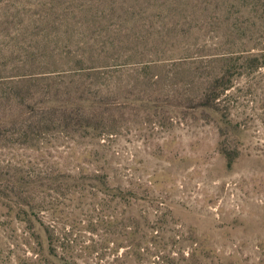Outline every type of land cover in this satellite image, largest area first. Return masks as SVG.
Masks as SVG:
<instances>
[{
    "label": "rangeland",
    "instance_id": "rangeland-1",
    "mask_svg": "<svg viewBox=\"0 0 264 264\" xmlns=\"http://www.w3.org/2000/svg\"><path fill=\"white\" fill-rule=\"evenodd\" d=\"M54 2L0 0V264H264V7Z\"/></svg>",
    "mask_w": 264,
    "mask_h": 264
},
{
    "label": "trees",
    "instance_id": "trees-1",
    "mask_svg": "<svg viewBox=\"0 0 264 264\" xmlns=\"http://www.w3.org/2000/svg\"><path fill=\"white\" fill-rule=\"evenodd\" d=\"M50 3L55 5V0H49ZM104 0H102L103 2ZM111 4H116V9L118 10V22L123 23L126 22L129 18H137L138 15L143 16V12L153 15H164L169 13L170 11L167 10L169 5L174 4L175 1L178 0H107ZM48 2V1H46ZM206 4L205 14L204 16L207 18H212L215 14L222 15L225 14L231 7H238V12H236L231 16L233 22L237 21L240 26L237 31H243L244 34H250V30L254 31L257 24L259 23V18L256 19V12L252 10L255 6L257 7L259 4L264 7V0H204ZM118 4V8H117ZM160 6H155V5ZM213 4V7H211ZM51 9V8H50ZM46 11H49L46 8ZM255 13V14H254ZM50 14V13H49ZM253 25L254 28H253ZM130 28L126 29L129 30ZM118 31L121 33V29L119 28ZM132 31V28H131ZM130 31V32H131ZM242 35V37H243ZM206 92V89H205Z\"/></svg>",
    "mask_w": 264,
    "mask_h": 264
}]
</instances>
